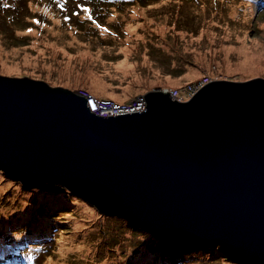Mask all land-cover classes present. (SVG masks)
I'll list each match as a JSON object with an SVG mask.
<instances>
[{"label":"water","instance_id":"95a60500","mask_svg":"<svg viewBox=\"0 0 264 264\" xmlns=\"http://www.w3.org/2000/svg\"><path fill=\"white\" fill-rule=\"evenodd\" d=\"M141 99L100 116L74 90L0 74V170L264 264V78L212 80L185 102L161 90Z\"/></svg>","mask_w":264,"mask_h":264},{"label":"rangeland","instance_id":"374dc122","mask_svg":"<svg viewBox=\"0 0 264 264\" xmlns=\"http://www.w3.org/2000/svg\"><path fill=\"white\" fill-rule=\"evenodd\" d=\"M47 16H52L48 25ZM30 26L41 35L35 34L37 29L28 32ZM53 43L62 44L57 49L72 60L62 51L52 54ZM0 47L3 75L28 76L72 90L85 86L118 102L133 103L153 90H166L185 102L202 88L196 86L205 77L242 82L264 78V0H0ZM78 48L86 52L84 57L77 58ZM244 53L261 57L245 64ZM125 65L130 72L123 71ZM244 65L260 69L243 72ZM93 79L101 84L94 87ZM189 85L193 87L183 92ZM8 189L15 190V185L0 173V196ZM16 190L12 206H30L34 196L20 186ZM59 209L71 211L66 217L71 227L62 242L50 247L49 261L61 255L66 264H111L109 253L124 251L129 243L135 248L141 238L135 237V227L100 216L77 198ZM123 251L117 257L121 264L132 249ZM172 264L241 263L222 256L212 261L181 256Z\"/></svg>","mask_w":264,"mask_h":264},{"label":"trees","instance_id":"16d2710c","mask_svg":"<svg viewBox=\"0 0 264 264\" xmlns=\"http://www.w3.org/2000/svg\"><path fill=\"white\" fill-rule=\"evenodd\" d=\"M0 173L5 179H8L9 182L15 185V190L10 191V189H8L0 196V244H3V242L9 238L16 245L22 246L25 242V234H28L29 232H51V240L49 242L40 241L37 244H33L30 241L28 245L32 248V251H39L42 248H50L56 243L62 242L64 239L63 233L69 234L71 222L66 217L69 216L71 211L67 210L62 212L59 208L66 207L68 204L74 203L77 197L80 199L82 198L78 195L77 197L73 196L68 191L56 193L53 190L48 191L26 188L19 182L13 180V178L5 176V174L1 171ZM19 186L22 188L23 192L30 193L34 196V201L30 206H12L17 200L16 198L15 202L11 203L13 198L19 194V191L16 190ZM99 212L102 214L100 216L114 217L125 222L131 227H135L136 230L134 235L136 238H138L139 234H141V238H138L139 243L137 244V247L131 248V244L129 243L127 245V249L124 251L123 249H116L117 251L114 250V253H109L108 256L111 264H121V258L118 259V255L122 251L129 253L127 250L130 249H132L131 254L125 258L126 261L124 264H172L180 260L181 256L208 257L209 249L210 255L212 254L218 257L222 256L226 259H230L220 250L219 246H214L212 243H207L202 240L188 242L183 239L173 238L170 236H158L146 227H140L130 223L127 218H123L118 215L105 214L101 211ZM38 221L44 222L47 229L36 226L35 223ZM66 244L70 245L68 242H66ZM98 250H100V248H98ZM59 256V258L54 260V263L58 262L60 264H66L62 256ZM4 257L5 253L0 249V264H11L8 259L3 261L2 259Z\"/></svg>","mask_w":264,"mask_h":264},{"label":"built area","instance_id":"2783aa9c","mask_svg":"<svg viewBox=\"0 0 264 264\" xmlns=\"http://www.w3.org/2000/svg\"><path fill=\"white\" fill-rule=\"evenodd\" d=\"M206 82H208V78H204L202 82H200V84H198L196 87L201 84H205ZM192 87L193 85H189L185 87L182 91H188L189 88ZM78 92L80 95L84 96L88 100L89 104H93V108H95V111L102 115L130 112L135 109L141 108L142 105L140 99L135 100L133 103H117L110 98L96 97L89 90L84 88H80ZM175 92L180 95L179 89H175ZM132 107L136 108L132 109Z\"/></svg>","mask_w":264,"mask_h":264},{"label":"bare ground","instance_id":"6f19581e","mask_svg":"<svg viewBox=\"0 0 264 264\" xmlns=\"http://www.w3.org/2000/svg\"><path fill=\"white\" fill-rule=\"evenodd\" d=\"M233 11H236V9H233ZM58 46H62V44L53 43V44H52V48H51V50H52L51 53L53 54V53H55V52H61V51H62V53L64 54V58H65L66 60H70V61H71L73 57L70 56V54H69L68 52H66L65 50L57 49ZM64 48H65V47H64ZM56 49H57V50H56ZM3 50H4V49H3L2 47H0V60L4 57ZM6 52H8V51H6ZM77 52L79 53V56H78L77 58L84 57L85 54H86V52H85L84 50H82L81 48H78ZM28 55H29V53L24 54V58H25L26 56H28ZM260 57H261L260 55H255V54H250V53H244V63H245V64H247V63H253V62H255L256 60L260 59ZM24 61H25V60H24ZM64 62H65V61H64ZM64 62H62L61 65H64ZM123 62H127V59L123 60ZM25 63H26V64H32L33 62H32V61H25ZM14 66H15V65H12V66H11V69H14ZM241 69H242L243 72H253V71H257V70H259L260 68H259V67H250V66H246V65H244V66H242ZM123 71H124V72H130V71H131V67L128 66V65H125L124 68H123ZM191 73H192V72L190 71L189 74H191ZM94 75H96V73H94ZM100 84H101V83H100L99 80H97V79H93V80H92V85H93L94 87H97V86H99ZM172 97H173V96H172ZM173 98H175V97H173ZM133 108H136V107H132V109H133ZM35 225L47 229L45 223L42 222V221H38V222H36ZM118 233H119V232H118ZM104 235H105V237L107 238V237H108V232H107V231L104 232ZM0 240H1V238H0ZM159 240H161V239H159ZM40 241H45V240L41 239ZM0 249H1V250L3 249V244H0ZM217 257H218V256H214V255H212V254L210 255V249H209L208 259H209L210 261H212V260L216 259ZM55 264H60V263L55 262Z\"/></svg>","mask_w":264,"mask_h":264},{"label":"clouds","instance_id":"9594fccd","mask_svg":"<svg viewBox=\"0 0 264 264\" xmlns=\"http://www.w3.org/2000/svg\"><path fill=\"white\" fill-rule=\"evenodd\" d=\"M17 17H19V16H17ZM64 17L65 16H62L61 17V19L64 21ZM47 25L48 24H51V22H52V16H47ZM29 29H31V31H33L34 29H37V32H35V34H37V35H41V30L39 29V28H37L36 26H30V27H28L27 28V31L29 32ZM3 75V74H2ZM3 76H7V75H3ZM10 77H16V76H10ZM24 77H28V76H24ZM31 78V77H30ZM205 78H208V82H206L205 84H203L201 87H203L204 85H206L207 83H209V82H211L212 81V79L211 78H209V77H205ZM33 79H35V78H33ZM37 80H40V79H37ZM213 80H216V79H213ZM219 80H223V79H219ZM227 80H231V79H227ZM249 80H251V79H249ZM44 81V80H43ZM246 81H248V80H246ZM48 83V82H47ZM200 87V88H201ZM66 88H68V87H66ZM80 88H84V89H87V90H89L94 96H96V97H102V98H110V99H112L113 101H115V102H117V103H131V102H128V101H126V102H118L115 98H113V97H111V96H98V95H96L95 93H93L92 91H91V89H89L88 87H83V86H79V87H77L74 91L75 92H77L78 94H79V92H78V90L80 89ZM158 88H162V87H158ZM199 88V89H200ZM70 89V88H69ZM165 89V88H164ZM176 89H178V88H176ZM72 90V89H71ZM164 92H166V90H163ZM143 96V95H142ZM142 96H140V97H138L137 99L139 100L140 99V101L142 102V105H141V108H139V109H135V110H133V111H130V112H135V111H138V110H141L142 108H143V106H144V99H141V97ZM172 97V96H171ZM193 97V96H192ZM173 98V97H172ZM136 99V100H137ZM174 99H176V100H178L177 98H174ZM87 102H88V100H87ZM88 104H89V102H88ZM89 107H90V110L92 111V112H94L95 114H98V115H100V116H109V115H111V114H108V115H102V114H100V113H98L97 111H95V108H93V104L91 103V104H89ZM123 113H129V112H123ZM118 114H122V113H118ZM116 115V114H115ZM1 171V170H0ZM2 172V171H1ZM3 173V172H2ZM3 174H5V173H3ZM5 176H7L8 178L10 177V176H8V175H6L5 174ZM10 178H12V177H10ZM13 180H15L14 178H13ZM15 181H17V182H19L18 180H15ZM20 183V182H19ZM21 184V183H20ZM21 185H23V184H21ZM24 186V185H23ZM24 187H26V186H24ZM26 188H29V187H26ZM31 189H39V188H31ZM40 190H48V191H54V192H56V193H61V192H63V191H68L66 188H63L62 186H57V188H54V189H50V188H45V189H40ZM69 192V191H68ZM70 193V192H69ZM71 194V193H70ZM72 195V194H71ZM34 201V199L32 200V202ZM173 238H176V237H173ZM186 241V240H185ZM29 241H25V243H28ZM31 252H32V248H30L29 247V245L27 246V247H25V248H22L21 250H20V257H21V259H22V261L24 262V264H29V261H30V259H31Z\"/></svg>","mask_w":264,"mask_h":264},{"label":"snow or ice","instance_id":"6c2138e0","mask_svg":"<svg viewBox=\"0 0 264 264\" xmlns=\"http://www.w3.org/2000/svg\"><path fill=\"white\" fill-rule=\"evenodd\" d=\"M67 19V18H66ZM29 31H31V29H29Z\"/></svg>","mask_w":264,"mask_h":264}]
</instances>
